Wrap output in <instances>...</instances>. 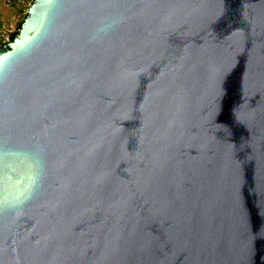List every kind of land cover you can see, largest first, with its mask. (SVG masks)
I'll list each match as a JSON object with an SVG mask.
<instances>
[{
    "label": "water",
    "instance_id": "water-1",
    "mask_svg": "<svg viewBox=\"0 0 264 264\" xmlns=\"http://www.w3.org/2000/svg\"><path fill=\"white\" fill-rule=\"evenodd\" d=\"M0 264H264V0H32Z\"/></svg>",
    "mask_w": 264,
    "mask_h": 264
},
{
    "label": "rangeland",
    "instance_id": "rangeland-1",
    "mask_svg": "<svg viewBox=\"0 0 264 264\" xmlns=\"http://www.w3.org/2000/svg\"><path fill=\"white\" fill-rule=\"evenodd\" d=\"M32 0H0V38L6 40L9 34L18 30V24ZM9 39V38H8Z\"/></svg>",
    "mask_w": 264,
    "mask_h": 264
},
{
    "label": "trees",
    "instance_id": "trees-1",
    "mask_svg": "<svg viewBox=\"0 0 264 264\" xmlns=\"http://www.w3.org/2000/svg\"><path fill=\"white\" fill-rule=\"evenodd\" d=\"M25 16H26V13L24 14V17ZM21 22L17 26L18 29L20 28ZM17 32H18V30H16V31H14V32H12V33L9 34V37H8L9 38V41H11L16 36ZM4 44H6V43H4Z\"/></svg>",
    "mask_w": 264,
    "mask_h": 264
},
{
    "label": "built area",
    "instance_id": "built-area-1",
    "mask_svg": "<svg viewBox=\"0 0 264 264\" xmlns=\"http://www.w3.org/2000/svg\"><path fill=\"white\" fill-rule=\"evenodd\" d=\"M8 41H9L8 38H7L6 40H3V39L0 38V47H1L2 45H4V43H7Z\"/></svg>",
    "mask_w": 264,
    "mask_h": 264
}]
</instances>
